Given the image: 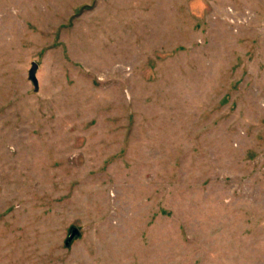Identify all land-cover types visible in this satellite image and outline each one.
<instances>
[{"label":"rangeland","instance_id":"1","mask_svg":"<svg viewBox=\"0 0 264 264\" xmlns=\"http://www.w3.org/2000/svg\"><path fill=\"white\" fill-rule=\"evenodd\" d=\"M0 264H264V0H0Z\"/></svg>","mask_w":264,"mask_h":264},{"label":"water","instance_id":"2","mask_svg":"<svg viewBox=\"0 0 264 264\" xmlns=\"http://www.w3.org/2000/svg\"><path fill=\"white\" fill-rule=\"evenodd\" d=\"M37 69H38V65L36 63H32L31 68L28 72L29 80L33 83L36 90H38V81L36 78ZM79 236H80V231L77 228L75 227L70 228L69 235L65 241V246L68 247Z\"/></svg>","mask_w":264,"mask_h":264}]
</instances>
